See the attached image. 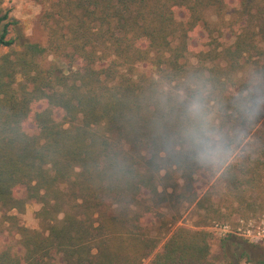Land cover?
Returning <instances> with one entry per match:
<instances>
[{
	"label": "trees",
	"instance_id": "obj_1",
	"mask_svg": "<svg viewBox=\"0 0 264 264\" xmlns=\"http://www.w3.org/2000/svg\"><path fill=\"white\" fill-rule=\"evenodd\" d=\"M34 1L47 39L18 47L0 6V211L21 246L0 240V264H207L211 232L168 228L156 252L166 232L151 225L198 199L202 173L206 217L264 209V0ZM209 11L234 40L197 49L192 33L220 25ZM192 76L211 86L226 166L198 163L181 136ZM30 200L42 229L18 223Z\"/></svg>",
	"mask_w": 264,
	"mask_h": 264
},
{
	"label": "rangeland",
	"instance_id": "obj_2",
	"mask_svg": "<svg viewBox=\"0 0 264 264\" xmlns=\"http://www.w3.org/2000/svg\"><path fill=\"white\" fill-rule=\"evenodd\" d=\"M228 3V12H231L235 1L229 0ZM0 6L4 11H8L12 19L17 21L13 32L18 38L17 47L24 41H46V32L39 22L41 12L39 3L34 0H3ZM177 16L179 19H184L183 11H178ZM207 17L210 21L219 22L220 25L212 34L205 28H197L192 33L191 39V44L195 48H207L212 36L220 37L222 35L224 42L234 40L232 31L223 25L222 17H218L214 11H209ZM225 18L228 20L229 15ZM213 182L214 179H211L208 174H198L195 187L199 197L196 201L184 202L179 205L178 209L167 210L163 208L161 210L164 215L163 220L158 215L154 217L155 224L151 225L153 232H166L156 252L162 251L172 228L185 226L211 232V252L207 264H255V261L264 259V209L259 208L256 212L244 215H234L226 222L206 217V213L199 209L197 202L210 189ZM180 183L183 184L181 180ZM17 192L19 196H25V186L20 187ZM40 205L34 200L28 201L24 212L18 214V223L30 228L42 229V223L37 214ZM172 224H174L173 227ZM168 228L171 231H166ZM0 240L21 250L19 235L15 233V226L3 211H0ZM243 247L248 248L249 255L240 258ZM248 257L253 261H249ZM143 264H151V257L145 260Z\"/></svg>",
	"mask_w": 264,
	"mask_h": 264
},
{
	"label": "clouds",
	"instance_id": "obj_3",
	"mask_svg": "<svg viewBox=\"0 0 264 264\" xmlns=\"http://www.w3.org/2000/svg\"><path fill=\"white\" fill-rule=\"evenodd\" d=\"M178 95L183 105L181 136L198 163L216 169L231 162L233 148L214 120L212 89L207 80L192 76Z\"/></svg>",
	"mask_w": 264,
	"mask_h": 264
}]
</instances>
